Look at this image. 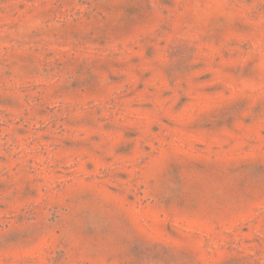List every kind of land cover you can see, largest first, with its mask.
<instances>
[{"label":"rangeland","instance_id":"374dc122","mask_svg":"<svg viewBox=\"0 0 264 264\" xmlns=\"http://www.w3.org/2000/svg\"><path fill=\"white\" fill-rule=\"evenodd\" d=\"M0 264H264V0H0Z\"/></svg>","mask_w":264,"mask_h":264}]
</instances>
